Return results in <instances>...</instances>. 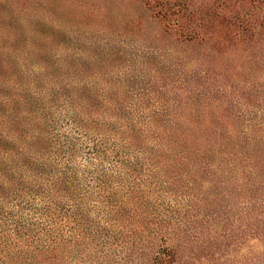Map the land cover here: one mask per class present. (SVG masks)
<instances>
[{
	"label": "trees",
	"instance_id": "obj_1",
	"mask_svg": "<svg viewBox=\"0 0 264 264\" xmlns=\"http://www.w3.org/2000/svg\"><path fill=\"white\" fill-rule=\"evenodd\" d=\"M157 5L127 56L0 31V264H264V0Z\"/></svg>",
	"mask_w": 264,
	"mask_h": 264
},
{
	"label": "rangeland",
	"instance_id": "obj_2",
	"mask_svg": "<svg viewBox=\"0 0 264 264\" xmlns=\"http://www.w3.org/2000/svg\"><path fill=\"white\" fill-rule=\"evenodd\" d=\"M162 0H0L1 34L21 31L14 19L28 18L38 24L39 41L43 47L65 46L73 42L66 28L79 34H108L127 37L121 44L123 54L142 50V43L151 42L168 48L173 39L160 31L156 13ZM151 6H153L151 8ZM53 22V23H52ZM100 41H103L100 38ZM116 41V40H114ZM17 42L12 47L17 46ZM141 43V44H140ZM125 52V53H124ZM121 64V62H116Z\"/></svg>",
	"mask_w": 264,
	"mask_h": 264
}]
</instances>
